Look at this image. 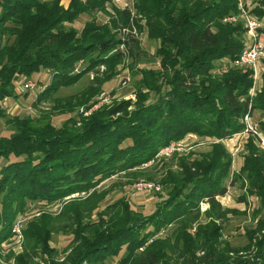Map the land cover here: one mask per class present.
Masks as SVG:
<instances>
[{
  "label": "trees",
  "instance_id": "1",
  "mask_svg": "<svg viewBox=\"0 0 264 264\" xmlns=\"http://www.w3.org/2000/svg\"><path fill=\"white\" fill-rule=\"evenodd\" d=\"M60 2L0 0V102L17 97V78L42 70L51 77L35 106L84 75H94L84 91L53 99L69 115L61 127L15 116L8 121L10 135L0 136V246L29 202L50 204L77 195L56 216L43 214L28 222L24 251L14 264H33L39 257L59 264L51 238L60 231L72 236L60 264H105L114 258L118 264H264V150L252 136L232 176L231 157L221 143L199 157L174 153L175 169L167 166L160 177L164 193L157 192L150 214L132 209L122 197L102 208L109 192L99 190L120 174L139 177L172 142L188 135L226 140L244 131L246 115L264 114V58L256 82L251 68L234 64L246 46L240 0H134L132 9L140 19L112 0H70L67 8ZM107 4L113 15L109 23L92 19L79 33L65 27L82 15H110ZM252 13L257 21L264 18V0ZM139 25L158 42L159 68L143 71L135 101H114L83 116L79 109L92 107L128 58L116 47L128 46L132 53L130 45L137 46L133 35L121 31L118 37L116 30H140ZM257 31L264 33V28ZM220 61L227 66L214 73ZM101 66L105 71L100 74ZM258 126L264 135V121ZM227 179L245 191L239 202L258 201L255 222L245 228L246 244L240 248L223 237L228 216L237 213L218 201L227 193ZM201 204L207 205L203 212Z\"/></svg>",
  "mask_w": 264,
  "mask_h": 264
},
{
  "label": "rangeland",
  "instance_id": "2",
  "mask_svg": "<svg viewBox=\"0 0 264 264\" xmlns=\"http://www.w3.org/2000/svg\"><path fill=\"white\" fill-rule=\"evenodd\" d=\"M117 1V0H116ZM118 2V3H117ZM117 2H113L116 8L119 10L130 8L131 15L137 19L140 17L136 14V12L132 9L134 0H118ZM70 0H61L60 4L67 8ZM258 0H240L241 7L239 5V10H244L249 17L255 18V15L252 13V10L257 5ZM108 14L98 11L96 14L91 16L82 15L77 20L72 23L65 24L66 28H70L79 33L84 27L87 21L95 19L97 24H107L110 22V17L112 11L110 5H105ZM101 12V13H100ZM262 28H264V18L259 19ZM144 24V21H142ZM141 26V25H139ZM122 28V27H121ZM120 28V29H121ZM126 28H122L120 31L116 30L118 37L121 36L120 32L125 30ZM130 30V28H127ZM135 38L137 42L136 45H130V49H132V53L128 52V46L118 45L116 50L126 51L127 59H125L116 69L115 77L110 81L106 82L103 86V90L90 109L80 108L79 112L83 114V116H88L91 112L97 110L100 106L104 104H111L112 102H118L122 100H136V92L140 89L139 82L141 81L143 75V71L148 69L156 70L159 68L158 59L155 55V50L158 46V42L154 40H149L147 38L146 32H142L143 27L139 30L138 27H134ZM133 31V29H132ZM245 42L247 41L246 36H244ZM261 41L264 42V33H261ZM132 58H131V57ZM227 61H220L216 63V69L214 73L220 71V69L225 68L227 66ZM84 63L81 66H78V69L83 67ZM264 70V61L261 63ZM100 74L105 71L104 66L99 67ZM50 73L48 71L42 70L38 74L33 75L31 78L19 77L16 80V88L15 94H17L16 98L7 97L4 98L0 102V136H8L12 132L8 121L15 116L24 117L30 116L32 118L39 119L41 121L47 120L53 124L56 128L61 127L69 118V115H65L61 113V111L56 106L57 103L53 99H64L68 96L75 95L84 91L91 80H93L94 75L92 73L84 75L80 81L72 87L62 88L57 93H55L51 99L41 101L39 104H36V98L39 93L42 92L43 87L49 84L50 81ZM259 80V79H258ZM26 81H32L36 87L32 91H23V84ZM258 87V84L256 88ZM154 99L153 94L150 95V99ZM98 101L97 103H95ZM4 103V105H3ZM76 112V111H75ZM74 117L76 116L73 115ZM251 122L258 132L257 134L245 133L244 131L238 133V135L232 136L226 140H214L203 137H198L195 135H188L181 141L182 150L180 152H174L178 156L185 157L188 154H194V156L199 157L201 154L208 152L213 143H221L225 147L226 151L231 157V175L238 172L242 165V155L246 153L245 145L248 139L252 136L254 139V143L260 149L264 150L260 146V135L264 138V135L259 131L260 128L258 124L264 121V114L259 112H254L253 116L250 117ZM78 127L79 124H76ZM260 134V135H259ZM173 155V154H172ZM157 161L155 163H149V166L143 170V174L136 178L128 177L124 174H120L118 176H114L106 181H104L100 185L99 190L108 191L104 202L101 204L103 208L105 205L112 203L116 199L126 198L132 209L136 211L142 212L144 215L150 214L154 210V205L158 202V193L163 194L164 190L159 183V179L164 173L167 166H171V169H175L174 165L176 163V159L169 158H156ZM4 162L0 163L2 165ZM152 183L157 185L160 188V192L158 191L153 193H144L140 194L135 191V186L139 183ZM227 193L218 198L221 206L228 210H234L237 213L235 215H229L228 221L224 224L223 229V237L224 239L230 242V245L235 248H240L246 244V238L244 236L245 228L250 227L255 219L253 218V211L258 208V201L255 198L248 197V203L239 202V197L242 196L245 191L240 189V184L230 185V179L226 181ZM83 195H80L81 197ZM77 195L67 197L63 199L62 202L55 203H45V202H29L25 209L24 213L19 214L13 221L11 236L4 244L0 246V264H14V257L21 254L24 251L25 237L24 230L27 227L29 221L37 218L40 215L48 214L51 216H56L64 202L69 199L76 198ZM207 209V205L201 204L200 210L201 212ZM245 212V213H244ZM245 214V215H243ZM202 222H205L206 219L202 217ZM19 230L21 233L20 238L14 234L13 230ZM169 229L162 231L161 237L169 234ZM20 240L19 242H17ZM72 240V236L67 231H60L52 235L51 238V246L55 248L56 255L54 256V261L57 263H61L64 260V257L68 253V248L70 246V242ZM11 254V258L5 260V258ZM33 264H47L46 262L41 260V257L36 258L32 261ZM105 264H118V258H114L108 260Z\"/></svg>",
  "mask_w": 264,
  "mask_h": 264
},
{
  "label": "built area",
  "instance_id": "3",
  "mask_svg": "<svg viewBox=\"0 0 264 264\" xmlns=\"http://www.w3.org/2000/svg\"><path fill=\"white\" fill-rule=\"evenodd\" d=\"M118 1V0H117ZM114 0V3L117 2ZM118 3V2H117ZM241 7V4H240ZM240 18L244 22V26L246 29V46L240 53L239 57L235 61V66L240 67H249L253 70L254 75V81L256 82L259 79V75L262 71L259 62L261 59L264 58V42L261 41V34L257 31L259 28H261V24L259 21H257L253 17H249V15L244 11L241 10ZM232 21H235L236 18H231ZM133 29V31H132ZM130 30H123L122 33L127 34L130 33L131 35H135V30L132 28ZM36 85L32 81H26L22 88L23 91H32L34 90ZM4 105V103H3ZM244 124H245V133H251V134H257L258 132L255 130L250 116L246 115L244 117ZM238 135V134H236ZM260 135V134H259ZM235 136V135H234ZM260 146L264 149V138L262 135H260ZM182 150V144L181 142H172L168 146L163 147L158 152L156 158H169L174 154V152H180ZM160 188L152 183H139L135 186V191L140 194L144 193H155L158 192ZM14 234L18 237V239H21V233L19 230H13ZM18 240L17 242H19Z\"/></svg>",
  "mask_w": 264,
  "mask_h": 264
},
{
  "label": "crops",
  "instance_id": "4",
  "mask_svg": "<svg viewBox=\"0 0 264 264\" xmlns=\"http://www.w3.org/2000/svg\"><path fill=\"white\" fill-rule=\"evenodd\" d=\"M259 83H260V82H259ZM259 85H260V84H259ZM259 85H258V87H260Z\"/></svg>",
  "mask_w": 264,
  "mask_h": 264
}]
</instances>
